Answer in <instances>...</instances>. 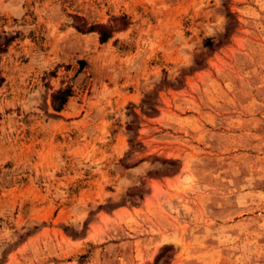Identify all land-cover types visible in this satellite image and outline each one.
<instances>
[{"label": "rangeland", "instance_id": "374dc122", "mask_svg": "<svg viewBox=\"0 0 264 264\" xmlns=\"http://www.w3.org/2000/svg\"><path fill=\"white\" fill-rule=\"evenodd\" d=\"M0 264H264V0H0Z\"/></svg>", "mask_w": 264, "mask_h": 264}, {"label": "trees", "instance_id": "16d2710c", "mask_svg": "<svg viewBox=\"0 0 264 264\" xmlns=\"http://www.w3.org/2000/svg\"><path fill=\"white\" fill-rule=\"evenodd\" d=\"M98 33H99V40L103 41L108 37V34L105 32V29L102 25H97ZM88 29H92L90 26ZM67 96V92L65 90H57L52 95V103L54 108L59 109L61 105L65 102V97Z\"/></svg>", "mask_w": 264, "mask_h": 264}]
</instances>
